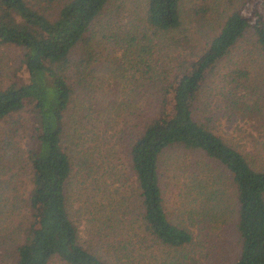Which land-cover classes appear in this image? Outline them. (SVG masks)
<instances>
[{
  "label": "trees",
  "instance_id": "trees-1",
  "mask_svg": "<svg viewBox=\"0 0 264 264\" xmlns=\"http://www.w3.org/2000/svg\"><path fill=\"white\" fill-rule=\"evenodd\" d=\"M128 2L0 0V264H264V0Z\"/></svg>",
  "mask_w": 264,
  "mask_h": 264
},
{
  "label": "rangeland",
  "instance_id": "rangeland-1",
  "mask_svg": "<svg viewBox=\"0 0 264 264\" xmlns=\"http://www.w3.org/2000/svg\"><path fill=\"white\" fill-rule=\"evenodd\" d=\"M133 1L138 5V9L140 10V8H141V0H129L128 6H132L131 3H133ZM15 54H16V51H15V49L13 47H0V83L1 84H5V83L7 84L8 82H10V80H13V78H14L13 74H14L16 68H17V62H16V55ZM252 58H253V60L255 62V68L260 70L261 66H260V62H259V57L256 54H253ZM202 63H203V60L199 61L198 63H193L191 65V67L188 68V70H187L188 72L186 74L184 73V74H181V75H179L177 77L176 82L184 79L192 71L196 70ZM207 69L208 68L203 69L202 70L203 73L204 72L206 73ZM21 73H25V72L21 71ZM171 74H174V73H171ZM257 74L259 75V78H262V76H263V72L262 71H259V73H257ZM215 77L216 76L211 77V78H209V80H212ZM262 82H264V81H262ZM206 83L208 84V79H207ZM169 100H170V98H169ZM166 114H168V112H166ZM220 127L222 128V134H225L226 132H228V130L233 129L232 125L227 127L226 123L224 125V123H222V122L220 124ZM249 128H250V130H254V128H252L250 126H249ZM23 142H25V141L23 140ZM120 163H121V165H119V166L117 165V167H118V169L120 171H124L125 163H123L121 160H120ZM200 178H202V177H199V179ZM182 179H183L182 175H181V178H179V179H172L171 178L170 182L166 185L167 189H166V192H165V195H164V197H165V207L167 208V210L176 212L177 215H178V211H180L179 208H181V207H179V205H180L179 200H177V198L179 199V194L178 193L183 194L182 191H181V181H182ZM192 193H194V192L192 191ZM71 198L74 199L73 196ZM198 200L200 201V197L199 196H198ZM72 207L75 208V204L74 203L72 204ZM70 213L73 215L72 219L75 222L77 221L76 224H77V226L79 228V234L82 235V231L81 230H82V227H83V224H84V220L83 219L81 220L79 217H78V220H76V216L74 215V210L73 209H71ZM178 217H179V215H178ZM225 232L227 233V235H229L227 237L225 236L226 237L225 241L227 242V245L229 247V244H231L232 241H233L232 236H231L232 231L231 230H226Z\"/></svg>",
  "mask_w": 264,
  "mask_h": 264
}]
</instances>
